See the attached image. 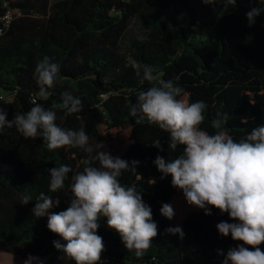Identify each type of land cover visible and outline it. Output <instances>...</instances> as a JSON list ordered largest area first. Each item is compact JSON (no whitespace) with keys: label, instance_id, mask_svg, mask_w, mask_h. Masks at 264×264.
<instances>
[{"label":"trees","instance_id":"1","mask_svg":"<svg viewBox=\"0 0 264 264\" xmlns=\"http://www.w3.org/2000/svg\"><path fill=\"white\" fill-rule=\"evenodd\" d=\"M176 1L184 15L170 24L156 0H0V15L7 8L21 13L0 38V91L13 96L1 105L7 120L40 103L56 112L58 126L83 128L90 143L105 145L101 151L130 165L139 161L136 171H125L120 181L135 184L141 192L158 235L137 258L101 218L97 234L105 249L99 264H222L228 249L241 243L231 235L221 236L216 228L221 221L235 222L227 213L211 208L212 214L205 215L172 187L171 176L160 179L153 163L156 156L175 159L184 146L169 148V134L146 121L136 123L130 108L139 91L172 81L189 103L207 105L199 127L209 134L216 131L212 121L223 114L229 117L225 128L237 142L264 124V11L252 26L246 17L254 7L264 10V0H236L227 11L224 0ZM209 29L214 34L206 37ZM45 56L60 66L46 99L36 95L34 73ZM133 60L152 66L156 80L137 76ZM65 91L81 99V112L65 117L61 108ZM157 139L163 151L151 146ZM86 162L99 166L94 153L71 147L50 151L42 138H25L15 127L0 132V264H24L29 256L43 264H74L60 258L63 254L53 241H64L47 228V217L37 218L31 210L40 193L59 198L51 212L66 210L71 178ZM60 165L72 171L65 187L52 193L48 170ZM25 193L33 199L21 205ZM164 203L175 211L171 220L160 214ZM177 226L183 239L165 231ZM259 247L264 251V244Z\"/></svg>","mask_w":264,"mask_h":264},{"label":"clouds","instance_id":"2","mask_svg":"<svg viewBox=\"0 0 264 264\" xmlns=\"http://www.w3.org/2000/svg\"><path fill=\"white\" fill-rule=\"evenodd\" d=\"M211 4L212 0H202ZM225 10L236 5V0H224ZM262 9L254 7L246 13L249 26ZM137 76L143 81H154L152 66L131 62ZM60 66L50 62L45 56L37 63L34 73L39 87L36 95L48 98L50 89L56 85ZM179 78L177 77V80ZM184 90L172 81L161 82L137 93V101L130 108V115L136 123L147 122L156 125L169 134L168 147L175 149L183 145V153L175 159L157 155L153 161L161 173L160 179L171 176L173 188L182 191L188 205L204 210L211 215V208L221 214L227 213L235 221H221L216 228L221 236L231 235L241 242L229 248L222 264H264V124L253 128L238 142L225 128L227 114L212 121L216 129L209 134L199 126L204 121L207 105L202 101L189 103L183 98ZM61 108L65 117L82 111L81 99L71 92L62 93ZM7 113L0 109V132L15 127L25 138H42L48 150L64 147L82 149L93 154L99 166H87L72 176L71 198L66 210L58 213L50 209L59 205V198L40 193L36 198L32 215L47 217V228L58 235L53 241L55 249L74 264H99L105 249L103 238L97 234L101 218H106L107 227L114 230L122 244L134 251L137 258L145 255L152 241L158 235V225L153 219L151 207L143 200L135 184H122L120 177L125 171H136L139 161L127 160L101 151L102 142L90 143V137L83 128L66 129L57 125V114L40 103L26 113H15L11 121ZM151 146L163 151L160 140ZM49 191L56 193L65 187L70 166L60 165L50 168ZM156 181L152 179V184ZM31 194L20 197V204L32 201ZM160 214L171 220L175 211L164 203ZM165 231L172 235L184 233L181 227H169ZM24 264H43L38 257L29 256Z\"/></svg>","mask_w":264,"mask_h":264},{"label":"rangeland","instance_id":"3","mask_svg":"<svg viewBox=\"0 0 264 264\" xmlns=\"http://www.w3.org/2000/svg\"><path fill=\"white\" fill-rule=\"evenodd\" d=\"M159 8L161 9L166 21L173 24V19L179 18L184 15L182 8L176 0H156ZM214 31L209 29L206 37L212 36Z\"/></svg>","mask_w":264,"mask_h":264},{"label":"built area","instance_id":"4","mask_svg":"<svg viewBox=\"0 0 264 264\" xmlns=\"http://www.w3.org/2000/svg\"><path fill=\"white\" fill-rule=\"evenodd\" d=\"M6 7V4H5ZM21 13L17 9L7 8L4 13L0 15V38L6 33L15 17ZM13 96L0 91V109L3 103L12 101Z\"/></svg>","mask_w":264,"mask_h":264}]
</instances>
